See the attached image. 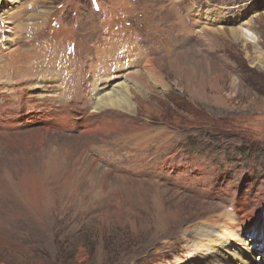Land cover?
<instances>
[{
  "label": "rangeland",
  "instance_id": "rangeland-1",
  "mask_svg": "<svg viewBox=\"0 0 264 264\" xmlns=\"http://www.w3.org/2000/svg\"><path fill=\"white\" fill-rule=\"evenodd\" d=\"M171 201L264 205V0H0V264H166Z\"/></svg>",
  "mask_w": 264,
  "mask_h": 264
},
{
  "label": "bare ground",
  "instance_id": "bare-ground-1",
  "mask_svg": "<svg viewBox=\"0 0 264 264\" xmlns=\"http://www.w3.org/2000/svg\"><path fill=\"white\" fill-rule=\"evenodd\" d=\"M246 25L248 24L239 25L232 33L237 37L247 38L249 36L253 38L255 34L250 33L245 27ZM148 71L152 73L150 67ZM115 86L116 88L112 91L108 90L97 97L96 110L99 109L100 111L101 107L108 108L127 103V92L129 91L127 81L116 83ZM98 105L100 106L98 107ZM188 204L169 202L168 211L177 210L179 217L175 216L174 219L169 214L167 217L157 215L155 223L150 225V230L155 231L158 237H161L174 230L177 231L179 223L182 224V221L189 217L188 214L195 218L193 219L195 223L191 229L181 228L184 235L192 234L193 238L186 239L182 255L175 254V258L172 261L167 259L166 264H264V205L257 214H254L252 219L240 221L233 212L224 211L203 215L205 210L196 209L197 204H194L195 206H188ZM257 215L258 217H256ZM145 217L149 218L150 216ZM256 238L260 239L257 245L254 241ZM134 243L137 245L139 242L137 240L135 242V239L127 240V248H131L132 245H135ZM118 258L119 254L114 253L109 261L114 263Z\"/></svg>",
  "mask_w": 264,
  "mask_h": 264
}]
</instances>
